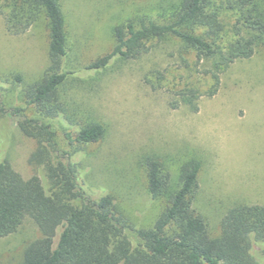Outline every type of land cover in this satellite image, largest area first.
<instances>
[{"label": "trees", "instance_id": "16d2710c", "mask_svg": "<svg viewBox=\"0 0 264 264\" xmlns=\"http://www.w3.org/2000/svg\"><path fill=\"white\" fill-rule=\"evenodd\" d=\"M165 12L163 19L138 16L116 24L111 50L83 69L100 71L112 59H137L157 43L175 42L176 65L151 69L155 72L146 80L160 86L168 73L162 71H183L168 90L196 111L201 96L218 91L229 64L264 47V0H170ZM0 16L11 35L44 23L48 36L45 69L22 87L25 106L5 107L0 100V115L34 140L27 160L45 178V184L37 175L23 178L7 159L0 161V237L15 232L26 216L40 232L18 264H264V255L256 253L264 244V204L231 205L213 235L193 206L198 161L182 164L172 179L160 161L144 156L147 192L151 199L165 200L147 227L133 226L112 195L92 197L84 190L78 180L80 163L73 156L99 141L105 129L97 121L76 122L66 114L61 88L78 70L65 62L69 46L60 0H0ZM203 64L207 66L200 68ZM0 78L15 85L23 81L18 72ZM26 107L33 115L26 114ZM60 119L75 126L74 133H64L66 150L59 147L53 126Z\"/></svg>", "mask_w": 264, "mask_h": 264}, {"label": "rangeland", "instance_id": "374dc122", "mask_svg": "<svg viewBox=\"0 0 264 264\" xmlns=\"http://www.w3.org/2000/svg\"><path fill=\"white\" fill-rule=\"evenodd\" d=\"M169 2L60 0L69 46L65 62L78 70L61 88L66 114L76 122L97 121L105 129L99 141L85 145L73 159L80 163L78 180L84 190L92 197L112 195L128 221L143 227L165 205L164 199H151L147 192L144 156L160 161L172 179L182 164L198 161L193 206L215 235L231 205L264 204V47L229 64L220 75L218 91L201 96L196 111L168 90L178 82V73L185 75L183 71H162L168 73L160 86L146 80L155 72L149 70L176 65L175 42L157 43L137 59H112L100 71L83 69L111 50L116 24L138 16L163 19ZM47 42L44 23L11 35L0 16V76L18 72L23 78L21 85L0 78L5 107L25 106L22 87L45 69ZM25 112L33 115L30 107ZM53 126L59 147L68 149L64 133H74L75 126L64 119L54 120ZM34 147L33 139L23 135L8 116L0 115V161L7 159L23 178L37 175L45 184L42 169L27 160ZM126 234L135 240L132 232ZM39 236L37 225L26 216L15 232L0 237V264H18L27 244ZM256 253L264 255V244L258 245Z\"/></svg>", "mask_w": 264, "mask_h": 264}]
</instances>
